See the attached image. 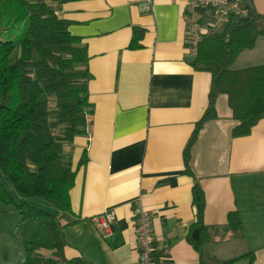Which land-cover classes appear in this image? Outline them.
Wrapping results in <instances>:
<instances>
[{
  "label": "crops",
  "instance_id": "crops-1",
  "mask_svg": "<svg viewBox=\"0 0 264 264\" xmlns=\"http://www.w3.org/2000/svg\"><path fill=\"white\" fill-rule=\"evenodd\" d=\"M238 1L264 14V0ZM183 10L179 0H152L149 7L146 0H68L56 10L87 49L93 107L86 132L69 147L75 177L63 229L68 259L137 264L138 201L151 213L159 264H201L191 241L202 239V250L227 259L214 245L231 235L250 245L253 264H264V116L248 135L233 137L237 121L228 96L218 94L216 117L202 124L185 166V147L208 107L212 77L191 63ZM135 29L139 47L131 48ZM259 64L264 36L240 51L230 68ZM195 183L203 194L200 219ZM108 208L116 217L111 235L102 238L94 218ZM230 211H238L242 233L225 229Z\"/></svg>",
  "mask_w": 264,
  "mask_h": 264
},
{
  "label": "trees",
  "instance_id": "trees-1",
  "mask_svg": "<svg viewBox=\"0 0 264 264\" xmlns=\"http://www.w3.org/2000/svg\"><path fill=\"white\" fill-rule=\"evenodd\" d=\"M66 1L0 0V171L19 198L16 201L0 179V204L14 206L19 215L16 231L24 257L16 264H91L81 256L64 255L63 229L69 223V189L75 177L69 147L76 135L86 132L93 114L87 49L69 31L70 22L56 14ZM11 33L15 36H6ZM261 36L264 14L252 10L230 16L219 31L208 27L201 33L191 63L212 78L208 107L185 147L187 169L189 148L199 129L216 117L218 94L228 96L237 121L233 137L248 135L264 116V64L230 68L239 52L252 48ZM138 38L135 29L131 48L139 47ZM85 160L83 155L80 163ZM29 197L46 200L59 214L29 205ZM193 197L200 219L203 194L196 183ZM225 229L242 233L238 211L227 213ZM206 230L202 227L203 238ZM204 240L191 241L201 264H234L241 259L253 264L252 251L218 259L202 250Z\"/></svg>",
  "mask_w": 264,
  "mask_h": 264
},
{
  "label": "built area",
  "instance_id": "built-area-1",
  "mask_svg": "<svg viewBox=\"0 0 264 264\" xmlns=\"http://www.w3.org/2000/svg\"><path fill=\"white\" fill-rule=\"evenodd\" d=\"M184 3L183 20L187 34V48L191 55H195L201 33L208 27L216 28L224 24L232 15H246L247 9L241 6L238 0H179ZM152 0H146L149 7ZM207 19L202 24L203 18ZM133 225L135 247L138 253L137 264H159L156 254L155 237L152 228L151 213L144 209L138 201L133 202ZM116 214L114 209H105L97 215L96 222L102 238H108L112 233V225Z\"/></svg>",
  "mask_w": 264,
  "mask_h": 264
},
{
  "label": "rangeland",
  "instance_id": "rangeland-1",
  "mask_svg": "<svg viewBox=\"0 0 264 264\" xmlns=\"http://www.w3.org/2000/svg\"><path fill=\"white\" fill-rule=\"evenodd\" d=\"M222 25L216 27V30H221ZM18 34V33H17ZM9 37H14L15 35L11 33L6 35ZM5 38V36H1ZM0 179L6 188L13 194L16 201L19 198L11 186V184L5 179L2 172L0 171ZM26 202L34 207L40 208L42 210L54 213L55 208L46 200L37 197H29ZM19 222V215L14 206H4L0 204V264H16L19 260H22L24 255L21 250L20 237L16 231V224ZM250 249V245L245 241V239H236L230 237V239H225L222 242L214 245V251L218 257L221 258H232L236 255L247 252ZM234 264H248L246 259H241L236 261Z\"/></svg>",
  "mask_w": 264,
  "mask_h": 264
}]
</instances>
